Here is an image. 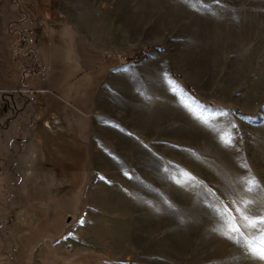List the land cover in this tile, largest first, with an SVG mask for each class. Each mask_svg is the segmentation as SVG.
<instances>
[{
  "label": "rangeland",
  "instance_id": "rangeland-1",
  "mask_svg": "<svg viewBox=\"0 0 264 264\" xmlns=\"http://www.w3.org/2000/svg\"><path fill=\"white\" fill-rule=\"evenodd\" d=\"M104 21L137 79L90 144L55 135L45 98ZM262 215L264 0H0V264H264L233 243Z\"/></svg>",
  "mask_w": 264,
  "mask_h": 264
},
{
  "label": "crops",
  "instance_id": "crops-1",
  "mask_svg": "<svg viewBox=\"0 0 264 264\" xmlns=\"http://www.w3.org/2000/svg\"><path fill=\"white\" fill-rule=\"evenodd\" d=\"M106 24L101 22L95 31L76 32L71 57L77 65L76 74L60 82L58 91L47 89L50 96L45 98V125L55 135L67 134L72 140L90 144L95 127L102 125L94 113L100 92L104 88L114 90L121 79L127 78L123 72L130 54L127 39ZM136 79L132 74L126 80ZM48 85H52L49 76L41 86Z\"/></svg>",
  "mask_w": 264,
  "mask_h": 264
},
{
  "label": "snow or ice",
  "instance_id": "snow-or-ice-1",
  "mask_svg": "<svg viewBox=\"0 0 264 264\" xmlns=\"http://www.w3.org/2000/svg\"><path fill=\"white\" fill-rule=\"evenodd\" d=\"M217 2H219V0H217ZM173 91H175V89H173ZM229 146L232 145L229 144ZM145 147L147 146L145 145ZM256 183L258 184L259 182L257 181ZM255 223H264V215L256 217L253 224ZM236 230H240L239 225H237ZM226 238L233 239L231 236H226ZM233 243L240 247L242 251L251 258L264 262V232H261L257 238H253L251 240H242L241 238H236L233 240Z\"/></svg>",
  "mask_w": 264,
  "mask_h": 264
}]
</instances>
